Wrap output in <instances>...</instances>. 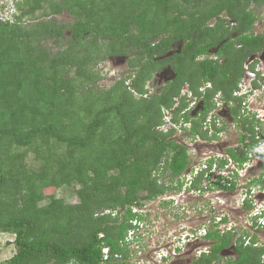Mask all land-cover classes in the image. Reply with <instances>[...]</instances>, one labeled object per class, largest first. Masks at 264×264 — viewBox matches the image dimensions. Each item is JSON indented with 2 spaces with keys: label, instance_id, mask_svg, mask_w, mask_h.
<instances>
[{
  "label": "trees",
  "instance_id": "obj_1",
  "mask_svg": "<svg viewBox=\"0 0 264 264\" xmlns=\"http://www.w3.org/2000/svg\"><path fill=\"white\" fill-rule=\"evenodd\" d=\"M263 6L264 0H17L14 19H0V233L13 234L16 249L0 264H134L120 259L133 254L127 231L132 220L151 219L134 206L160 199L180 210L168 194L204 192L211 177L205 168L194 175L173 127L160 129L165 110L174 125L192 118L183 113L187 84L203 101L202 118L219 93L244 115L246 95L234 93L248 58L264 49V31H255ZM66 12L71 20L60 21ZM24 18L36 22L24 25ZM110 56L128 57L132 71L104 88L97 66ZM166 69L172 77L150 92V81ZM193 122L195 133L208 136L200 119ZM214 163L209 158L206 165ZM251 183L264 189V172ZM217 185L226 188L219 179L210 190ZM63 186L73 187L79 202L57 196ZM219 215L203 222L212 244L189 264L224 262L221 252L236 237L240 257L223 264H264V244L223 232ZM228 220L226 214L220 223Z\"/></svg>",
  "mask_w": 264,
  "mask_h": 264
},
{
  "label": "rangeland",
  "instance_id": "obj_2",
  "mask_svg": "<svg viewBox=\"0 0 264 264\" xmlns=\"http://www.w3.org/2000/svg\"><path fill=\"white\" fill-rule=\"evenodd\" d=\"M16 1L17 0H0V19L2 20L14 19V15L19 13V10L15 7ZM258 12H260L263 18L261 20L258 19L255 25V31L262 32L264 31V6L258 8ZM57 17L60 21L71 20V16L67 12L61 15H57ZM23 20H24V25L36 22L31 18H24ZM182 44L183 42H179L178 44H176V49H179L182 46ZM51 48L55 51L57 46L52 43ZM213 54L214 53H212V56ZM127 59L128 57L125 56H119V57L110 56L107 58V60L99 63L97 67L99 73L101 74V77L97 81L98 86L109 88L115 83V81L120 79L122 76L128 75L129 72H131L132 70L130 69V63ZM172 75L173 74L168 69L156 74L148 84L150 92L156 91L160 86L163 85V83L167 79L172 77ZM130 80L131 79H128V82H130ZM249 83L250 80L247 81V85ZM188 89H189L188 85L186 84L185 87H183L182 89V93L183 94L185 92L188 93L187 91ZM246 101L247 104H250L252 102L251 105L249 106L246 105L248 109L249 107L250 108L253 107L252 111H254L257 108L258 109L262 108L264 103V89H261V91H257V92H251L246 98ZM245 111L246 109H244V113L247 114ZM259 112L260 114H262L263 110L260 109ZM247 115L249 116L250 114ZM170 118L172 119V113L170 114L168 119ZM259 123H262V121L260 120L258 124ZM171 127H173L176 130L173 137L177 138V140L181 144L187 146L188 152L191 154V160H192L190 167H192L193 170L195 169L194 172H196L198 167H203L207 159L210 158L212 154H217V152H219L218 151L219 147L217 146L218 141H213L215 144L213 145L212 142L199 138L198 137L199 134L197 135V133H195L194 131L193 133L190 132L189 128L187 127L186 129H184L182 122L176 123V125H174V123H170L167 121V119H165V122L162 124L160 129L166 131ZM262 128L264 131V123H262ZM240 133L241 132L239 127L234 128V125L233 126L229 125V127L224 129L219 136L224 137V139H222L223 142L227 140L231 142V141H235ZM263 142L259 147L260 149L264 148ZM241 146L242 143H240V147ZM214 156H218V155H214ZM263 161L264 158L260 156H254L252 161H249V164L236 165V168L233 169L234 171H236L234 172L235 174H233V172L228 171V169L234 168L235 163L232 160L230 161L231 163L229 164L228 168L219 169L218 166L215 172L213 174L211 173L212 175L209 180L205 178L204 183L206 182L209 184V183L217 182L218 176H224L228 178V180L232 181L234 187L232 188L226 185V188H222L217 185V187L213 188V190L209 192L208 196H206L205 199L201 197L200 195L201 193H195V190L191 191L188 187H185L183 191L180 193L173 192L168 194V196H173L176 199L174 204L176 206L177 205L181 206L180 210H178L179 207L177 209L176 208L172 209L171 205L162 207L160 205V199L150 201L152 202L150 204H148L149 202H147L148 217L149 219L150 218L152 219V220L150 219L152 224L150 225L149 223L148 225L151 226L153 232L151 233V236L149 235L144 237L142 239V242L138 243L137 246L135 244L132 245L131 248L133 251V255L131 256L130 261L131 262L138 261L142 263L143 260H147V258H145L146 255L149 254L151 250L158 247L161 244V242L164 240V237H162L161 232L166 233L172 231L173 233L176 234V233L184 232V230L192 231L193 228L198 227V224L201 222H204L205 224L207 222H211L215 213L217 214L219 211H221V213L223 214L228 215L229 226L231 225L233 226V228L235 227V229H237V231L235 230V232H237V236L240 237V235L246 234V231L249 230V223L247 222V218L251 210H253L254 205L250 201H248L249 203H251V206L244 208L245 205L243 206L241 204L242 203L241 201L244 197H247L252 200L255 199L256 201H261L262 199H264V190L259 189L258 187H254V185L251 183L252 182L251 179L260 176L262 171L261 170L262 164H259V162L262 163ZM228 175L231 176L232 178L227 177ZM251 186H252V190L250 192L249 187ZM246 192H248V195H246ZM56 194L57 196L64 198V200L70 204L77 203L80 200L78 194L75 192L73 187L63 186L61 188H58L56 190ZM209 199L214 202L213 207L215 213L210 210L211 206L207 202ZM218 200H221L222 203H218L217 202ZM45 202L47 201H44L43 203ZM197 207H199V209ZM179 212H182V215H180ZM182 226L186 228L180 231L181 228H183ZM249 235L251 236V238H253V236L256 235L257 240H259V243L258 242L257 243L259 245L264 244V230L257 231L253 229L250 231ZM157 236L159 238L155 239V237ZM13 240H14L13 234L9 232L0 233V262L10 258L16 252ZM190 241L194 242L192 240ZM210 244H212L211 240H209L207 244L205 243L202 244L201 247L205 249L209 247ZM149 245H150V249L140 252L139 250L140 248H148ZM196 249L194 250L195 256H197ZM191 251L188 253V256H192ZM234 258L235 257H232L231 261L234 260ZM177 259L179 261V258H172V260H177ZM158 264H166V263L162 262ZM176 264H180V263L177 262Z\"/></svg>",
  "mask_w": 264,
  "mask_h": 264
},
{
  "label": "flooded vegetation",
  "instance_id": "obj_3",
  "mask_svg": "<svg viewBox=\"0 0 264 264\" xmlns=\"http://www.w3.org/2000/svg\"><path fill=\"white\" fill-rule=\"evenodd\" d=\"M264 51V49L260 52H256V53H262ZM216 54V50L214 52ZM216 57V55H215ZM249 59V58H248ZM255 63V68H251V64ZM245 68H246V72L244 77H246V79L248 80L250 78L249 76V71L250 72H254L256 74V76L258 77L257 80L259 81V83H262L264 85V76H261L259 74H257L258 70H264V57H255L251 62L250 61H246L245 63ZM260 72V71H259ZM209 84L211 83H207L206 85H202L200 90L203 91L204 89H206V87H209ZM247 87V92L246 94V98L248 97V95L251 92H255L254 90H252L250 87ZM187 92H185L184 94L187 95L188 99H190L189 101V105L185 108V110L183 111V113H188L192 118L189 121L185 120L183 121L182 119V125L184 126V129L189 128L190 132L193 133V118L194 119H200L201 123H200V130H202L203 132L207 131V135H205V133H197L198 137L203 139V140H208L210 142L214 144L213 141H218L217 146L219 147L217 154H212L211 156L214 155H218V156H222V158L219 159L220 161H224V166L221 168H226L229 167V163H227V161H233L235 163L234 168H230L228 169L229 172H233V174H235L233 169L236 168V165H242V164H249V161H252V159L254 158V156H259L260 152H257L258 150H260V145L262 144L263 140H264V132H263V128H262V123H264V103H263V107L260 108L263 110V113L260 114L259 110L260 109H255L253 110V107H249V109L246 107L251 105L252 102L250 104H247V101H244L245 104V108L246 109V113L250 114L249 116L247 114L244 113V115H236L232 112V107L233 105H235V103L232 101L231 103L225 101L224 99H222L221 94H217L214 97V101L216 102V104H218L219 106L216 108H213L207 115L205 118H202L203 115V108H204V104L201 98H199L198 96L194 95V93H192L189 89L187 90ZM237 92V91H236ZM219 95V97H217ZM193 98V99H192ZM193 101H192V100ZM195 99V100H194ZM216 107V106H215ZM243 109V111H244ZM190 111V112H189ZM248 116V117H246ZM262 121V123H259V121ZM254 121V123H253ZM254 124V130L255 133L252 132V125ZM229 125L233 126L234 128L239 127L240 128V134L237 136L235 141H222V139H224V137H220V133L226 129L227 127H229ZM261 128V129H260ZM253 135L255 136L256 141H253ZM219 136V137H216ZM240 143H242V146L240 147ZM264 143V142H263ZM235 147V148H234ZM250 150V151H249ZM249 151V153H248ZM244 152L245 155H247V159L240 163L237 158L233 155V153H237L238 155H242V153ZM263 158V157H262ZM261 162V161H260ZM261 167H262V172H264V161L262 163ZM214 165H216L214 163ZM220 169V168H219ZM198 170V169H197ZM238 171V170H237ZM238 175V173H237ZM261 175V174H260ZM223 176H218V181L219 179H221L222 183L224 185H227L229 187L234 186L232 184V181L228 180V178L224 177L221 178ZM229 178H232L231 176L228 175ZM193 178V177H192ZM252 180V179H251ZM250 180V181H251ZM205 179L203 180V184L206 188V190L204 192H201V197L202 198H206V196H208L209 192H211L210 190V186L208 183H204ZM237 184V183H236ZM227 199V198H226ZM218 203H221V200L217 201ZM213 201L211 200V202L209 204H211L213 206ZM253 241V240H251ZM254 242V241H253ZM251 242L249 240H247L245 242L246 245L250 244ZM203 252H201V250H199V254H202ZM233 253V254H231ZM221 254L224 256L225 261L227 262L228 260H231L232 257H235L234 260H236L237 258L240 257V252L237 249V239H233V242L230 246L226 247ZM263 258H264V254H263ZM185 259V261H184ZM191 259H193V256H188V254L185 255V257H180L179 261L178 260H173V261H169L166 264H176L177 262H179L180 264H189L191 262ZM233 261V260H232ZM224 262L221 261L220 264H223ZM262 262H264V260H262Z\"/></svg>",
  "mask_w": 264,
  "mask_h": 264
},
{
  "label": "clouds",
  "instance_id": "obj_4",
  "mask_svg": "<svg viewBox=\"0 0 264 264\" xmlns=\"http://www.w3.org/2000/svg\"><path fill=\"white\" fill-rule=\"evenodd\" d=\"M255 54H260V53H254V54H252L250 57H249V59H248V61L250 60V58L253 56V55H255ZM257 57V56H256ZM252 61V60H251ZM250 61V62H251ZM249 72V76H250V78L248 79V80H250V83L247 85V79H246V77H243V79L240 81V83H239V89L238 90H236L235 91V95H238V96H244V95H246L245 93L247 92L246 90H247V87L246 86H248V87H250L252 90H254L255 92H257V91H261V89H264V85L262 84V83H259V81L257 80V76L255 77V78H252V75H251V72H250V70H248ZM260 71V72H259ZM257 74H259V75H261V76H264V70H258L257 71ZM255 81H257V83L259 84V86H255V84H254V82ZM211 86V84H209V87ZM220 94V93H219ZM217 97H219V95L217 96ZM245 105V104H244ZM219 105L218 104H216V109H217V107H218ZM170 114H171V112L169 111V110H165V119H167V121L168 122H170V123H172V119L170 118V119H168V117L170 116ZM255 127V126H254ZM264 132V131H263ZM254 141H256V139L254 138L253 139ZM257 152H260V157H262V153L264 152V148H262V149H260V150H258ZM210 158H215V160H216V165H213L211 168L208 166V165H206L207 164V161L209 160V158L207 159V161H206V163L204 164V166L203 167H198V170H196V172H194V170H193V172H194V175L195 174H197L202 168H205L206 169V171H207V173H214L215 172V170H216V168L219 166L218 165V162H219V159L220 158H222V156H211ZM230 161H227V163H229ZM219 168H221L220 166H219ZM226 168H228V167H226ZM197 169V168H196ZM192 170V169H191ZM211 174V175H212ZM192 176V175H191ZM191 176H189L190 178H192ZM206 176H207V174H206ZM228 177V176H227ZM253 180V179H252ZM254 187H258L259 189H262V188H260L259 186H254ZM192 190H197V189H191V191ZM249 190H250V192H251V190H252V186L251 187H249ZM249 190H248V192H249ZM262 190H264V189H262ZM250 192H249V194H250ZM201 193V192H200ZM167 198H174L173 196H167ZM175 199V198H174ZM176 200V199H175ZM250 201L252 204H253V202H252V199H249V198H247L246 199V201H245V203H243L242 205L244 206L245 204H246V202L247 201ZM150 201H152V200H147V201H145L144 202V204L143 205H136V206H134V210L135 211H137L139 214H141V215H143L145 218H149L148 217V208H147V205L148 204H150V203H152V202H150ZM147 202H149L148 204H147ZM250 203V204H251ZM244 208H245V206H244ZM223 213H221V215H222ZM224 215H226V214H223L222 215V218H223V216ZM261 217H263L264 218V209L262 210V212L261 213H259V214H254V215H252L251 217L250 216H248V218H251V220H252V222H253V224H252V226L250 227L249 226V230H247L246 231V234H244L246 237L244 238V240H245V242L247 241V240H249L251 243H253V244H255V245H259L258 243H259V240H257V237H256V235L255 236H253V238H255V240H253V238H251V236L250 235H248L247 233H249L250 234V231L251 230H253V229H255V230H257V231H261V230H264V228H262L260 225H259V220H260V218ZM247 218V219H248ZM222 220V219H221ZM217 221V220H216ZM132 222V227L130 228V229H128V234H127V237H126V240L127 241H132L133 243H131V246H130V248L132 247V245H136L137 246V244L138 243H140V242H142V239L144 238V237H146V236H151V233L153 232V230L151 229V226H149L148 224L150 223V225L152 224V222L150 221V222H146V221H142L140 218H136V219H134V220H132L131 221ZM218 223H219V226L221 225V223H220V221H217ZM226 222H228V221H226ZM226 222H222V223H226ZM183 228H181V230L180 231H182V230H184L186 227H184V226H182ZM221 227V226H220ZM225 227V226H224ZM223 226L221 227L222 228V231L223 232H225V231H232V232H235V227L234 228H232V229H227V228H224ZM247 227V226H246ZM201 229H205L206 230V232L204 233V234H202V235H200V240H198V242L197 243H192L190 240V242H189V244H188V248L187 249H185L184 251L182 250V248L181 247H171V249H170V251L168 252V254H166V255H164L163 257H159L158 256V254H155L154 253V251L155 250H159L162 246H165V245H168V243L166 242L167 240H170L169 241V243H174V242H176L177 243V241H179L180 240V238L182 237V235L183 234H185V233H187V235H189V234H191V233H196V232H199ZM168 230V229H167ZM133 232L132 234H130V232ZM236 231H237V229H236ZM206 233H207V229H206V227H205V225L203 224V222H201V223H199L198 224V227H196V228H193V230L192 231H188V230H184V232H181V233H173L172 231H169V232H166V233H163V232H161V234H162V237H164V240L161 242V244L158 246V247H156V248H154L153 250H151L150 252H149V254H147L146 255V257L145 258H147V260H143L142 261V263H140V262H133L134 264H158V263H162V262H165V263H167V262H169V261H173L172 260V258H179L180 259V257H185V255L186 254H188L191 250V254H192V256L193 257H196L195 255H194V250L196 249V252H197V256L198 255H200L199 254V250H201V252H207L208 251V248L210 247V245H209V247H207V248H205V249H203V247H201V245L202 244H207L208 242H209V240H206V239H204V236L206 235ZM237 233V232H236ZM255 233H256V231H255ZM100 236H103V234H101ZM240 236H243V235H240ZM151 238V237H150ZM157 238H159L158 236L157 237H155V239H157ZM251 238V239H250ZM235 239H237V237L235 238ZM251 240H253V241H251ZM258 242V243H257ZM250 243V244H251ZM262 245V244H261ZM109 248L108 246H105L104 248H103V253H104V259L105 260H108V259H110V248H109V251H108V255H109V257L106 259L105 258V251H104V249L105 248ZM148 249H150V245H149V247L148 248H140L139 250H140V252H142V251H146V250H148ZM131 250H132V248H131ZM172 250H174L175 252H173ZM133 255V254H132ZM131 255V256H132ZM131 256L130 257H127V259L126 258H120L119 257V255L117 254L116 255V257H118V258H120V259H122V260H129L130 261V258H131ZM178 260V259H177Z\"/></svg>",
  "mask_w": 264,
  "mask_h": 264
},
{
  "label": "built area",
  "instance_id": "obj_5",
  "mask_svg": "<svg viewBox=\"0 0 264 264\" xmlns=\"http://www.w3.org/2000/svg\"><path fill=\"white\" fill-rule=\"evenodd\" d=\"M251 75H252V78H255L256 77V74L254 73V72H251ZM195 193H200V190L199 189H197V190H195ZM246 195H248V192H246ZM246 199H247V197H244L243 199H242V203L241 204H243V203H245V201H246ZM262 201H263V203H262ZM252 202H253V205H254V208H253V210H251V212L249 213V216L251 217L252 215H254V214H259V213H261L262 212V210L264 209V199H262L261 201H256L255 199H253L252 200ZM222 203V202H221ZM223 215V214H222ZM222 215H219V216H217V221H221V219H222ZM247 222L249 223V226L251 227L252 226V224H253V222H252V220H251V218H248L247 219ZM259 225L262 227V228H264V218L263 217H261L260 218V220H259ZM221 227L223 226H225L224 228H227V229H232L233 228V226H229V223L228 222H226V223H221V225H220ZM236 230V229H235ZM206 232V230L205 229H201L199 232H196V233H191V234H189V235H187V233H185V234H183L182 235V237L180 238V240L179 241H177V243L176 242H174V243H169V241L170 240H167L166 242L168 243V245H165V246H162L159 250H155L154 251V253L155 254H158V256L161 258V257H163L164 255H166V254H168V252L170 251V249H171V247H181L182 248V250L184 251L185 249H187L188 248V244H189V240H192V241H194L195 243H197L198 242V240H200L199 238H200V235H202V234H204ZM133 232L131 231L130 232V234H132ZM197 241V242H196ZM194 242H192V243H194ZM104 251H105V258L107 259L108 257H109V255H108V251H109V248H105L104 249ZM173 252H175L174 250H172ZM199 252V251H198Z\"/></svg>",
  "mask_w": 264,
  "mask_h": 264
},
{
  "label": "water",
  "instance_id": "obj_6",
  "mask_svg": "<svg viewBox=\"0 0 264 264\" xmlns=\"http://www.w3.org/2000/svg\"><path fill=\"white\" fill-rule=\"evenodd\" d=\"M256 56L264 57V51H263L262 53H260V54H255V55H253V56L250 58L249 61L253 60Z\"/></svg>",
  "mask_w": 264,
  "mask_h": 264
}]
</instances>
